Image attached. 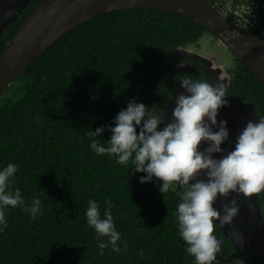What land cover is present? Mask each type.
<instances>
[{
	"label": "trees",
	"instance_id": "trees-1",
	"mask_svg": "<svg viewBox=\"0 0 264 264\" xmlns=\"http://www.w3.org/2000/svg\"><path fill=\"white\" fill-rule=\"evenodd\" d=\"M41 1L6 27L0 54ZM203 31L168 10L101 13L57 39L5 89L0 264H206L198 237L212 219L178 175L174 147L156 122L166 103L150 108L152 90L133 75ZM238 62V81L264 122V86Z\"/></svg>",
	"mask_w": 264,
	"mask_h": 264
},
{
	"label": "water",
	"instance_id": "water-1",
	"mask_svg": "<svg viewBox=\"0 0 264 264\" xmlns=\"http://www.w3.org/2000/svg\"><path fill=\"white\" fill-rule=\"evenodd\" d=\"M31 1L0 0V37ZM136 7L198 22L264 86V41L229 20L213 0H42L0 54V95L72 28L101 13ZM170 86L156 122L174 147L178 175L232 243L225 260L264 264V122L253 99L243 87L220 100L184 79Z\"/></svg>",
	"mask_w": 264,
	"mask_h": 264
},
{
	"label": "flooded vegetation",
	"instance_id": "flooded-vegetation-1",
	"mask_svg": "<svg viewBox=\"0 0 264 264\" xmlns=\"http://www.w3.org/2000/svg\"><path fill=\"white\" fill-rule=\"evenodd\" d=\"M214 2L222 13L224 5L232 3L231 0L225 3H222L221 0H214ZM238 3L249 4L251 7L250 18L254 19L252 25L247 27L244 25L240 26L242 28L246 27L245 29L253 34L259 35L264 41V0H243L234 4ZM258 10L260 11V18ZM226 17L230 20L229 16ZM213 44L223 52L221 57L225 61L223 65L213 63L207 56L206 52H208ZM232 60L235 62L232 63ZM238 61L240 60L231 51L221 47L207 30L200 32L192 40L174 42V47H170L166 54L159 57L157 63L150 65L146 63L144 68H140L133 75L135 81L139 82L141 87L152 90L154 97L150 101V108L154 107L156 110L163 102L168 103V94L171 96L170 83L180 79L213 91L215 96L220 100L230 95H239L241 84L238 78L241 67ZM165 95H168V97L165 98ZM206 215L208 216L207 211ZM209 219L211 220L210 217ZM206 224L209 226L208 230L202 232L198 237V254L200 259L204 262L207 261L206 264L215 262L224 264L231 261L225 260L233 251V245L229 238L223 234L220 226L213 220L211 222L208 221V223L205 222ZM215 224L219 226L223 237L215 229ZM228 243L232 246L231 250L228 249Z\"/></svg>",
	"mask_w": 264,
	"mask_h": 264
},
{
	"label": "built area",
	"instance_id": "built-area-1",
	"mask_svg": "<svg viewBox=\"0 0 264 264\" xmlns=\"http://www.w3.org/2000/svg\"><path fill=\"white\" fill-rule=\"evenodd\" d=\"M250 12L251 7L249 6V4H226L223 7L224 15L229 16L230 20H232L233 22L242 26L244 25L246 27L252 25L254 22V19L250 18Z\"/></svg>",
	"mask_w": 264,
	"mask_h": 264
},
{
	"label": "rangeland",
	"instance_id": "rangeland-1",
	"mask_svg": "<svg viewBox=\"0 0 264 264\" xmlns=\"http://www.w3.org/2000/svg\"><path fill=\"white\" fill-rule=\"evenodd\" d=\"M228 0H221L222 3L227 2ZM214 38V37H213ZM215 41L216 38H214ZM218 43V41H217ZM221 47H224L222 44L218 43ZM225 48V47H224ZM208 55V58L215 64H219V65H223L225 63L224 59H222V51L219 50L217 47H215V44L212 45V47H210V49L208 50V52H206ZM205 53V54H206ZM221 54V56H220ZM229 58H231L229 55H227ZM235 61L232 60V63H234ZM224 67V66H223Z\"/></svg>",
	"mask_w": 264,
	"mask_h": 264
},
{
	"label": "clouds",
	"instance_id": "clouds-1",
	"mask_svg": "<svg viewBox=\"0 0 264 264\" xmlns=\"http://www.w3.org/2000/svg\"><path fill=\"white\" fill-rule=\"evenodd\" d=\"M214 1V0H213ZM231 4H234V3H231Z\"/></svg>",
	"mask_w": 264,
	"mask_h": 264
}]
</instances>
